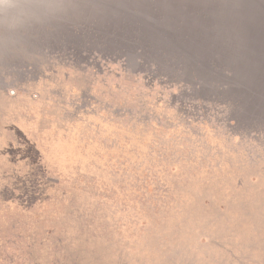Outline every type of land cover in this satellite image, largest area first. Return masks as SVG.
Masks as SVG:
<instances>
[{
	"label": "rangeland",
	"instance_id": "rangeland-1",
	"mask_svg": "<svg viewBox=\"0 0 264 264\" xmlns=\"http://www.w3.org/2000/svg\"><path fill=\"white\" fill-rule=\"evenodd\" d=\"M57 1L0 55V264H264V0Z\"/></svg>",
	"mask_w": 264,
	"mask_h": 264
},
{
	"label": "water",
	"instance_id": "water-1",
	"mask_svg": "<svg viewBox=\"0 0 264 264\" xmlns=\"http://www.w3.org/2000/svg\"><path fill=\"white\" fill-rule=\"evenodd\" d=\"M59 3L57 0H0V55L5 56L8 50L21 44L20 42L29 40V36L36 32L35 28L51 23L52 15L60 7ZM255 31V39L252 41L253 55L255 57L254 52H259L257 56L264 57V27ZM198 66V75L208 79V68L211 66L204 63ZM261 82L263 88L260 95L264 96L263 77Z\"/></svg>",
	"mask_w": 264,
	"mask_h": 264
},
{
	"label": "bare ground",
	"instance_id": "bare-ground-1",
	"mask_svg": "<svg viewBox=\"0 0 264 264\" xmlns=\"http://www.w3.org/2000/svg\"><path fill=\"white\" fill-rule=\"evenodd\" d=\"M250 119H251V121L258 123V119L254 117L253 112L250 115Z\"/></svg>",
	"mask_w": 264,
	"mask_h": 264
},
{
	"label": "trees",
	"instance_id": "trees-1",
	"mask_svg": "<svg viewBox=\"0 0 264 264\" xmlns=\"http://www.w3.org/2000/svg\"><path fill=\"white\" fill-rule=\"evenodd\" d=\"M257 119H258V123H259V119H260V118H257Z\"/></svg>",
	"mask_w": 264,
	"mask_h": 264
}]
</instances>
